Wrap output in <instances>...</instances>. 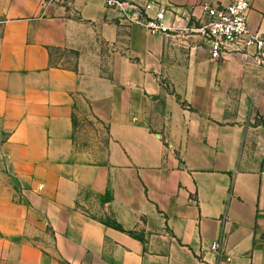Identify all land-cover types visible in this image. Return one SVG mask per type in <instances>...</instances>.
Segmentation results:
<instances>
[{"label": "crops", "instance_id": "obj_1", "mask_svg": "<svg viewBox=\"0 0 264 264\" xmlns=\"http://www.w3.org/2000/svg\"><path fill=\"white\" fill-rule=\"evenodd\" d=\"M145 1L188 30L201 4L231 0ZM145 16L0 0V264H264V58L211 61L198 36L150 34ZM87 116L105 138L81 148Z\"/></svg>", "mask_w": 264, "mask_h": 264}, {"label": "built area", "instance_id": "obj_2", "mask_svg": "<svg viewBox=\"0 0 264 264\" xmlns=\"http://www.w3.org/2000/svg\"><path fill=\"white\" fill-rule=\"evenodd\" d=\"M105 4L107 7L133 5L146 15V19L140 23L153 35L193 33L203 42L211 61H218L228 54H251L264 58V35L251 31L248 26L251 0H231L228 5L201 4L202 16L196 19L195 25L188 30L168 27L164 23L163 9L157 10L153 17L147 16V11L153 7L147 1L141 7H137L132 0H105ZM211 249L218 252L219 244L212 243Z\"/></svg>", "mask_w": 264, "mask_h": 264}, {"label": "rangeland", "instance_id": "obj_3", "mask_svg": "<svg viewBox=\"0 0 264 264\" xmlns=\"http://www.w3.org/2000/svg\"><path fill=\"white\" fill-rule=\"evenodd\" d=\"M73 55H66V59ZM70 65H72V60L66 61ZM66 62H64L66 64ZM109 70V68H108ZM74 138L76 143L81 148H89L94 147V142L99 141L100 139L104 142L105 132L96 121H94L90 117H84L82 120H79L75 123V131ZM99 199H96V203L94 202V206H99ZM105 222H109V218L103 219ZM134 236L141 241H143L144 235L141 233L134 234Z\"/></svg>", "mask_w": 264, "mask_h": 264}, {"label": "trees", "instance_id": "obj_4", "mask_svg": "<svg viewBox=\"0 0 264 264\" xmlns=\"http://www.w3.org/2000/svg\"><path fill=\"white\" fill-rule=\"evenodd\" d=\"M256 123H264V120H260V119H257L256 120ZM110 226H112L114 229L116 230H119L121 232H124L118 225L114 224V223H111ZM129 235L134 236V234L132 232H128ZM136 238V237H135Z\"/></svg>", "mask_w": 264, "mask_h": 264}]
</instances>
